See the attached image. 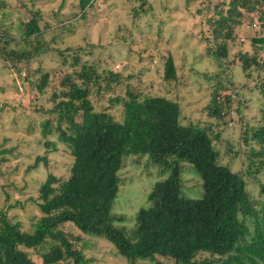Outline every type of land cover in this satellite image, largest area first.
Segmentation results:
<instances>
[{
	"label": "trees",
	"instance_id": "obj_1",
	"mask_svg": "<svg viewBox=\"0 0 264 264\" xmlns=\"http://www.w3.org/2000/svg\"><path fill=\"white\" fill-rule=\"evenodd\" d=\"M222 2L225 9L219 8L217 18L207 21L213 48L208 47L206 54L219 65L228 58L227 44L235 41L234 31L242 27L245 17L256 19L264 31V0ZM95 3L77 0L82 18ZM133 12L139 15L137 9ZM39 22L35 13L19 27L18 38L0 31V57L26 62L52 53L42 38ZM11 43L18 48L7 49ZM252 44L253 55L238 57L246 78L252 68L264 66L258 58L259 51L264 52V37L253 39ZM258 44L262 46L257 48ZM72 58L74 70L62 77L58 91L53 90L50 98L57 141L66 146L72 158L69 176L60 180L48 175L39 187L37 207L41 216L30 231H23L19 222H12L0 211V264H88L83 249L76 246L81 239H69L62 229L66 224L84 236L107 241L126 264L154 262L158 257L171 259L174 264H264V182L258 179L264 174V105L259 123L247 126L242 133L246 168L236 172L230 163L221 162L214 146L219 140L214 129L224 119V102L213 96L204 108L208 123L183 125L177 102L159 96L140 98L128 90L125 97L113 101L123 108L122 119L117 121L107 112L94 111L90 94L100 81L119 84L120 76L106 72L103 77L87 62L77 69L80 57ZM34 76L36 81H30L33 95L47 94L52 85L49 72L37 69ZM163 79L176 80L171 57L164 64ZM257 92L264 103V83ZM52 132L50 121H46L43 135ZM49 145L55 147L54 143ZM139 155H147L152 164L171 173L151 189L148 206L137 212L136 227L128 235L125 229L115 227L120 219L112 214V208L123 159ZM238 155L235 152L229 158ZM180 163L190 164L201 178V198L181 196ZM250 184L258 186L259 199L249 190ZM29 250L39 253L40 263L31 259ZM203 253L209 258L198 260Z\"/></svg>",
	"mask_w": 264,
	"mask_h": 264
},
{
	"label": "rangeland",
	"instance_id": "obj_2",
	"mask_svg": "<svg viewBox=\"0 0 264 264\" xmlns=\"http://www.w3.org/2000/svg\"><path fill=\"white\" fill-rule=\"evenodd\" d=\"M0 31L11 38L19 37V27L38 13L44 42L53 52L26 62H12L0 57V211L23 231L40 218L37 207L39 187L48 175L60 180L69 176L72 158L65 145L57 141L56 117L50 101L62 77L73 71L72 56L95 67L98 74L120 76V83L99 82L91 88L90 101L96 112H107L120 121L123 108L113 101L123 98L128 90L140 98L159 96L177 102L181 123H208L204 108L214 96L224 102V119L214 134V146L223 164L245 171L242 133L247 126L259 123L264 103L257 90L264 83L263 68H252L249 78L243 74L238 57L253 55V39L264 37L256 19L245 17L242 27L234 31L235 41L228 43V58L218 64L207 56L211 28L207 21L216 19L215 11L225 9L222 0H96L93 8L81 17L77 0H2ZM134 9L139 11L135 16ZM256 25V26H254ZM262 45H257V48ZM17 49L11 43L7 49ZM61 52L59 56L57 53ZM171 57L176 80L163 79L164 64ZM258 58L264 64V52ZM64 62L67 63L64 66ZM37 69L49 72L51 87L43 96L33 95L30 81H36ZM39 74L36 73V76ZM50 121L52 134L42 131ZM77 121H80L77 118ZM214 124V120H209ZM50 143H54L53 148ZM48 144V145H47ZM239 155L231 160L230 155ZM119 172L120 186L112 214L119 217L115 227L128 235L136 227L135 217L148 206L147 196L158 182L166 180L171 170L162 171L147 155L123 159ZM258 179L264 182V174ZM181 196L202 197V180L194 168L180 163ZM258 197V186H248ZM260 197H258L259 199ZM65 233L79 237L88 264H126L107 241L87 237L74 226L64 225ZM33 261L40 263L39 253L29 250ZM117 255V256H116ZM209 258L200 254L198 260ZM138 264H174L171 259L156 258Z\"/></svg>",
	"mask_w": 264,
	"mask_h": 264
}]
</instances>
